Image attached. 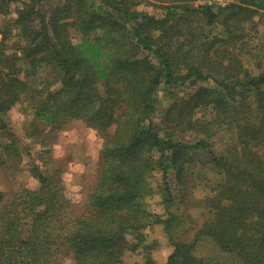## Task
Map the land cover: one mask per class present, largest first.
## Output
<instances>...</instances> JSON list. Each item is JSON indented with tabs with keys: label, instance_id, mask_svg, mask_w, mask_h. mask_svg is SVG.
<instances>
[{
	"label": "trees",
	"instance_id": "obj_1",
	"mask_svg": "<svg viewBox=\"0 0 264 264\" xmlns=\"http://www.w3.org/2000/svg\"><path fill=\"white\" fill-rule=\"evenodd\" d=\"M195 1L0 0V264H119L141 251L157 264L155 224L171 247L164 264H224L196 255L201 238L264 264V68L242 54L264 0ZM162 87L184 95L158 124ZM23 99L22 138L8 119ZM74 120L103 141L79 206L49 159ZM24 170L35 187L4 185ZM193 185L209 216L188 240L173 208ZM155 194L165 214L151 210Z\"/></svg>",
	"mask_w": 264,
	"mask_h": 264
},
{
	"label": "rangeland",
	"instance_id": "obj_2",
	"mask_svg": "<svg viewBox=\"0 0 264 264\" xmlns=\"http://www.w3.org/2000/svg\"><path fill=\"white\" fill-rule=\"evenodd\" d=\"M223 1L224 0H222V2ZM205 2H208V0H196L195 5ZM231 2L232 0L225 5L218 3V6L224 7ZM142 7L154 9L147 3H144ZM254 19L258 23L257 32L255 30L249 31L250 34L255 35L257 38L254 43L250 44L249 48L242 51L243 61L246 67L253 73L258 72V67L260 65L264 68V16L256 15ZM170 95L168 89L164 87L160 88L158 92V113L155 117V121L158 124H162V114L171 101H173L174 98H181L184 92H181V89H177L175 94H172V96ZM28 104L29 102L23 99L20 104L9 113V127L17 136L22 138L25 133V123L33 118ZM232 133L233 132L229 130L227 136L230 137ZM56 134V138L51 142L52 148L49 159L52 162L50 167L58 168L63 171V178L66 186L69 188L70 195L72 199H74L76 206H79L81 205V200L85 196V188L95 181L94 179L97 174L103 141L95 130L87 126L81 120H74L68 123ZM3 136L4 130H1L0 138L2 139H0V141L4 140ZM0 165L3 166L2 160H0ZM157 178L159 180L160 174H157ZM3 181L4 185L14 190L25 186L35 187L37 185L36 180L30 175L28 170L19 171L15 173V175L11 173L3 178ZM205 191L206 189L203 185H193L191 190H188V192L186 191L185 197L179 195L180 199H177V201L181 202H179L178 208H173L174 211H178L176 213H178V216L182 219L180 225L174 229V232L180 236L181 231H188L189 233H186L188 237L184 239L190 240L199 227V224L209 216V210L204 206L202 200L206 195ZM176 193L175 191V194ZM147 200L154 213L165 214L164 206L161 204L162 199L159 194H155ZM148 234L150 235L149 242L154 241L155 243V248L152 249L151 252L152 256L156 259L157 264H164L165 257L170 252L171 247L163 226L159 224L152 225L149 228ZM128 238L132 240L133 235H129ZM195 253L198 257L217 260L224 264L240 263L239 259L235 256L221 252L217 244L213 240L207 238H201L200 242L197 244ZM144 261L145 255L142 251L140 253L127 252L123 262L119 264H143Z\"/></svg>",
	"mask_w": 264,
	"mask_h": 264
},
{
	"label": "built area",
	"instance_id": "obj_3",
	"mask_svg": "<svg viewBox=\"0 0 264 264\" xmlns=\"http://www.w3.org/2000/svg\"><path fill=\"white\" fill-rule=\"evenodd\" d=\"M230 1L231 0H224L223 2H222V0H208L207 3H216V4H218V3H221L222 2L221 4L225 5L226 3L230 2Z\"/></svg>",
	"mask_w": 264,
	"mask_h": 264
}]
</instances>
